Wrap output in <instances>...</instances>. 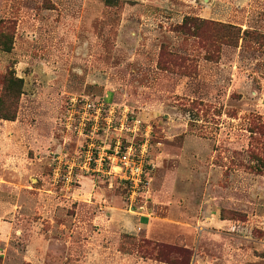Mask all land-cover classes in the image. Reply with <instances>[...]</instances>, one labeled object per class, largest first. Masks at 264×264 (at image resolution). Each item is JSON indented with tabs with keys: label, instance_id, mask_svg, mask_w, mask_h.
<instances>
[{
	"label": "rangeland",
	"instance_id": "374dc122",
	"mask_svg": "<svg viewBox=\"0 0 264 264\" xmlns=\"http://www.w3.org/2000/svg\"><path fill=\"white\" fill-rule=\"evenodd\" d=\"M0 36V264H264V0H0ZM75 94L144 121L97 137L148 133L145 214L56 172Z\"/></svg>",
	"mask_w": 264,
	"mask_h": 264
},
{
	"label": "built area",
	"instance_id": "2783aa9c",
	"mask_svg": "<svg viewBox=\"0 0 264 264\" xmlns=\"http://www.w3.org/2000/svg\"><path fill=\"white\" fill-rule=\"evenodd\" d=\"M128 114L126 107L120 108L88 95H72L64 125L67 131L74 132L82 140L83 149L76 151L72 157H68L67 153L58 155L56 172L64 171L66 181H72L77 172L85 171L101 172L108 176L111 184L117 179L126 188L127 200L131 205L143 199L137 211L146 213L150 198V172L154 169L148 152V133H144L138 149L132 143L123 145L119 137L108 148V132L104 139L97 137L102 125L107 131L138 132L144 121L137 117L129 120Z\"/></svg>",
	"mask_w": 264,
	"mask_h": 264
},
{
	"label": "crops",
	"instance_id": "0c3cea01",
	"mask_svg": "<svg viewBox=\"0 0 264 264\" xmlns=\"http://www.w3.org/2000/svg\"><path fill=\"white\" fill-rule=\"evenodd\" d=\"M81 180H82V186L84 188L86 187V185L90 181V179L87 178V177H82ZM153 185L155 187V176H154ZM101 208H102V206H101ZM110 208H113L114 209V211H113L114 214H121V213L117 212L118 210H116L115 207H110ZM152 211L153 212H151V214H149V217H146L145 215L142 216V217H139V216L135 217V216H133L134 217L133 218L134 220H132L131 218H129L128 216H126V217L123 218V221H124V223L126 225L130 226L132 229L141 230L142 232H144L147 235L150 231H152L153 228L156 231V228H158L157 224L158 225L161 224V227H159V228L162 229V228H164L162 226L164 224H166L165 222H167V221H157V220H166V219L163 218V217L162 218L157 217L155 215V207L152 208ZM109 221L110 220L108 219L107 222L109 223ZM159 233L162 234L161 231Z\"/></svg>",
	"mask_w": 264,
	"mask_h": 264
},
{
	"label": "trees",
	"instance_id": "16d2710c",
	"mask_svg": "<svg viewBox=\"0 0 264 264\" xmlns=\"http://www.w3.org/2000/svg\"><path fill=\"white\" fill-rule=\"evenodd\" d=\"M0 47L3 50H10L12 47V40L9 37L2 36V38H0Z\"/></svg>",
	"mask_w": 264,
	"mask_h": 264
}]
</instances>
